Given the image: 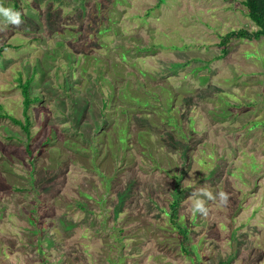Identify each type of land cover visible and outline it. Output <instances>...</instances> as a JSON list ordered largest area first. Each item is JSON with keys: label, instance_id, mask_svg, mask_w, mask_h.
<instances>
[{"label": "rangeland", "instance_id": "1", "mask_svg": "<svg viewBox=\"0 0 264 264\" xmlns=\"http://www.w3.org/2000/svg\"><path fill=\"white\" fill-rule=\"evenodd\" d=\"M0 7V264H264V36L221 45L244 0Z\"/></svg>", "mask_w": 264, "mask_h": 264}, {"label": "trees", "instance_id": "2", "mask_svg": "<svg viewBox=\"0 0 264 264\" xmlns=\"http://www.w3.org/2000/svg\"><path fill=\"white\" fill-rule=\"evenodd\" d=\"M244 5L247 8V14L250 17V19L256 24L258 27L257 30L250 31L244 28L235 29L227 32L225 35H223V38L221 40V45L223 47V50L226 51L227 44L230 42L231 38H247V39H253V38H260L261 36H264V0H244ZM1 53V49H0ZM32 80L28 79L25 82L21 83L22 92L24 96V115L26 119V123H24L22 120L13 118L15 122L21 124L24 126V128L29 132V126L30 123L29 119V109L31 107V104L35 100V98H31L30 95V84ZM0 116H6V113H1ZM24 123V124H23ZM181 195V194H180ZM177 198H180L177 196ZM180 200L176 199L171 204V223L174 225V228L178 231L179 235V241L182 245V249L186 252H191V249L188 245V230L183 227L178 222V209H179Z\"/></svg>", "mask_w": 264, "mask_h": 264}, {"label": "clouds", "instance_id": "3", "mask_svg": "<svg viewBox=\"0 0 264 264\" xmlns=\"http://www.w3.org/2000/svg\"><path fill=\"white\" fill-rule=\"evenodd\" d=\"M0 16H2L5 22L8 24L19 25L21 23L20 13L13 10L12 8L0 7ZM205 195H207L210 200L214 199L210 193H205ZM219 197L221 202H226L227 196L224 192H220ZM194 210H198L207 215V208L205 207V203L202 200H196L194 202Z\"/></svg>", "mask_w": 264, "mask_h": 264}]
</instances>
